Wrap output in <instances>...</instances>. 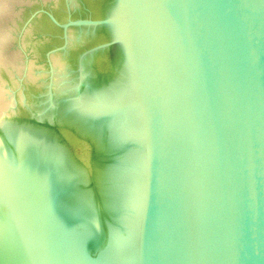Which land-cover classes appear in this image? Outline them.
Here are the masks:
<instances>
[{"label":"water","instance_id":"water-1","mask_svg":"<svg viewBox=\"0 0 264 264\" xmlns=\"http://www.w3.org/2000/svg\"><path fill=\"white\" fill-rule=\"evenodd\" d=\"M0 264H264V0H0Z\"/></svg>","mask_w":264,"mask_h":264}]
</instances>
